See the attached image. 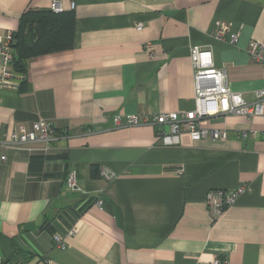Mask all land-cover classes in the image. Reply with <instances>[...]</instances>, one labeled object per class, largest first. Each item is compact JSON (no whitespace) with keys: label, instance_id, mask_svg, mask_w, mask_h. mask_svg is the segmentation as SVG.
I'll list each match as a JSON object with an SVG mask.
<instances>
[{"label":"crops","instance_id":"0c3cea01","mask_svg":"<svg viewBox=\"0 0 264 264\" xmlns=\"http://www.w3.org/2000/svg\"><path fill=\"white\" fill-rule=\"evenodd\" d=\"M52 2L0 0V36ZM61 3L76 15L73 49L30 60L19 90L0 89V141L41 118L61 136L46 151L0 145V264H264V118L216 117L209 128L227 139L176 145L156 127L114 123L194 110V47L253 103L264 67L248 49L264 43V0ZM221 27L238 43L218 39ZM240 187L214 219L210 192Z\"/></svg>","mask_w":264,"mask_h":264},{"label":"built area","instance_id":"2783aa9c","mask_svg":"<svg viewBox=\"0 0 264 264\" xmlns=\"http://www.w3.org/2000/svg\"><path fill=\"white\" fill-rule=\"evenodd\" d=\"M61 2L62 0H53L51 10L55 13L62 12ZM72 9H74V4H72ZM142 28V24L137 25L138 30H142ZM217 38L220 40L228 39L231 44H237L239 41L238 36L231 34L230 30L225 27L218 30ZM13 40L14 33L11 31L0 36V89L4 90H19L21 84L27 79V76L19 74L13 69ZM248 54L252 61L264 67V43L252 41L249 45ZM190 57L194 68L196 104L194 110L162 113L151 118L138 115H130L126 118L116 117L114 119L115 125L119 128L153 126L156 127L158 134L163 135H160L163 142L176 145L179 143L182 134L189 135L195 142L227 139L228 132L226 130L209 128L211 120L216 117L229 115L264 118V90L256 92L253 103H247L241 94L232 92L226 69L214 66L211 52L194 47ZM164 127L168 128L167 133L163 132L162 128ZM60 137L53 124L41 118L34 122L29 130L21 126L12 131L4 140L0 141V145L7 150L16 151H32L36 149L35 147L40 146L46 151ZM2 160L5 161L6 157H2ZM103 175L107 179L113 177L106 173ZM67 186L71 191H80L75 173L69 175ZM245 191L244 187H240L237 190L210 192L207 202L212 217L214 219L220 218L226 208L234 205ZM96 205L101 207L102 201ZM54 242L58 248H66L62 237L59 235L54 236ZM213 264H227V262L216 260Z\"/></svg>","mask_w":264,"mask_h":264},{"label":"trees","instance_id":"16d2710c","mask_svg":"<svg viewBox=\"0 0 264 264\" xmlns=\"http://www.w3.org/2000/svg\"><path fill=\"white\" fill-rule=\"evenodd\" d=\"M75 24L74 11L55 13L50 9L23 13L12 43L13 69L27 76L30 60L73 49ZM97 172L96 168L92 169V178L99 177Z\"/></svg>","mask_w":264,"mask_h":264}]
</instances>
